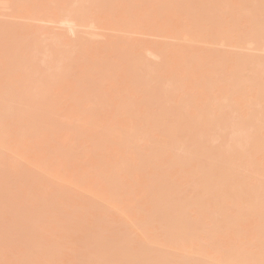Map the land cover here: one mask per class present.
Returning a JSON list of instances; mask_svg holds the SVG:
<instances>
[{
	"label": "bare ground",
	"instance_id": "1",
	"mask_svg": "<svg viewBox=\"0 0 264 264\" xmlns=\"http://www.w3.org/2000/svg\"><path fill=\"white\" fill-rule=\"evenodd\" d=\"M23 1L27 3L33 0ZM55 1L56 6H48L51 13L43 10L33 16L42 20L52 18L58 22L69 20L72 29L73 25H88L101 19L108 21L107 24L103 22V25L114 26L112 29L119 31L136 28L140 18L150 16L149 11H154L158 17L169 11L164 15L170 21L167 28L177 26L179 24L175 20L184 2L196 6L198 3L202 4L203 0H89L91 6H87L85 0ZM117 2L122 6L117 7ZM212 6L222 8V16L209 19L201 14L207 5H202L196 11L201 19V26H205V30L209 31L191 35L182 34L180 29H175L177 32L174 35L183 39V51L189 50L191 60L204 59L203 53L208 50L200 48L201 46L193 49L196 42L234 46L238 43H263L262 48L264 47V0H215ZM233 7L234 11H231ZM36 8L40 9L41 6L38 4ZM113 9L121 10L122 15L118 20L108 19L115 13ZM226 13L230 14L227 18ZM251 13L256 15L255 23L260 25L263 31L259 37L257 32L251 33L252 37L246 36L248 41L244 38L241 27H245L246 17ZM8 28L0 22V35L13 37V31ZM210 32L215 33L209 34ZM43 33L42 29L26 35L24 41L27 43L28 53L33 54L27 55V62L39 59L38 54L48 61H57L58 57H72L75 52H83L87 44L103 50L106 47L118 48L119 52L127 54L133 53L135 49L133 41L127 39V42H124L125 39L119 35L112 36L107 46L103 41L100 44L95 36L92 37L94 39H87L80 38V35L79 40L70 47L69 42L65 43V36L56 35L54 40L48 42L39 37ZM189 40H194L192 47L188 44ZM8 45L10 48L13 43ZM194 50L199 51L193 52ZM214 50L220 49H212L211 55ZM247 55L252 56L244 58L246 65L243 67L245 70L247 66L250 67L247 73H240L238 76L233 74L228 80L220 77L213 80L206 74L188 76L185 70H194L201 65L199 62L191 63L176 75L164 72L158 74L156 71L157 75L146 76L143 73L153 71V67L141 62V59H132L133 63L125 65L124 69H128L137 81H143L141 84L144 91L140 103L145 106L144 111L149 109L156 113L154 116L146 112L139 114V126H130L131 120H128L126 123L103 124L100 128V125H95L91 106H85L81 114L78 112L80 116H77L76 124H79L74 125V128L73 122H69V126L65 120L58 118L61 108L57 104L47 103L43 91L39 89L41 86H30L28 94L25 95L22 93L24 91L15 90L11 84L0 85V124L5 119L14 117L17 120L15 123L23 128L21 134H24L29 123H36L38 132L47 136L53 134L45 143L52 144L54 151H70L62 148L59 142L72 140L71 144H74L77 139L85 140L93 147L95 158L90 161L92 169L104 167L105 155H123L122 162H111L108 165L112 169L118 168L123 179L135 181V189L122 187L120 192L118 188L113 190L118 183L111 185L109 180V183L102 181L106 177L98 172L100 178H103L101 181L105 183H99L101 194L96 192L98 201L96 197L91 196L92 203H89L90 199H86L88 202L84 200L85 209L80 211L79 202L74 198L71 202H75H70L72 207L75 206L72 208V212H75L73 214L71 206L68 205L69 201H61V206L55 207L54 210V213L59 212L61 220L58 213H55L56 217L53 215L43 218V212L51 205V201L40 191H32L34 182L26 184L23 181L31 171H20L17 174L10 172L6 175V161L0 158L1 175L11 179L13 186L18 189L13 195L14 201L10 199L8 205L17 206V200L21 202V208L17 207L20 210L15 212V215L17 213L20 217L16 215L9 219V222H12L10 228H5L6 219L0 204V256L2 253L6 254L0 257L1 261L7 257L9 260L5 262L9 263L10 259H13L10 256L14 257L15 252L11 254L8 247L10 249L15 241L22 249L20 254L18 253V257L24 260H20L22 264H59L61 249L72 251L70 253H73L74 257L78 255L75 260L72 256V260L68 258L69 261L64 262L66 264H264V56L256 53ZM231 56L226 51H217L213 54L212 65L216 66V70L223 69L225 60ZM7 69L13 74L17 67L13 65ZM45 72L46 69H40V78ZM144 77L150 79L153 84ZM177 79L186 85L189 83L190 90L182 87L172 90L170 84ZM64 80L65 76L61 81L64 83ZM101 83L103 76L94 78L85 87L99 86ZM65 86L68 90L67 83ZM20 100L21 105L17 106L15 101ZM127 117L130 118V115L127 114ZM18 119L22 121L19 122ZM156 120L161 121V125L151 126ZM232 125L234 131L227 132ZM63 128L61 136L59 132ZM150 132L156 134L151 135ZM225 136L231 138L223 141ZM67 138L68 140H64ZM3 142L5 143V139L0 137V148L3 147ZM94 143L97 146H94ZM132 143L136 144L132 146ZM42 147L41 145L36 154L43 155L39 153V150L44 149H41ZM18 151L16 150V154ZM20 154H23L24 158ZM2 156L3 153L0 154V157ZM16 156L20 160L27 158L22 152ZM31 159L26 161L28 166L29 162L32 163L30 170H37V166H40L35 172H40L42 180L39 181L43 182L47 175L45 167L39 165L40 158ZM66 162L69 163L67 159ZM112 164L115 165L114 168ZM110 178L107 176V179ZM65 181V184H70L72 179ZM42 182H39V185L42 186ZM21 183L27 188H21ZM121 183L125 186L123 181ZM8 185L9 180L5 187ZM71 185L70 188L67 187L69 190L66 192L73 190L75 185ZM4 192L2 189L1 194ZM105 192H108V198L111 197L107 203H111V200L115 202L116 198H119V203H104L107 199ZM61 194L62 197L68 193L64 194L63 191ZM102 195L106 198H102ZM100 199H103V202ZM24 206L31 211L25 210ZM64 207H68L70 211L66 208L65 212ZM214 210L216 213H212ZM26 213L29 216L35 215L33 218L36 219L31 216V222ZM212 214H215V219L203 221V217ZM33 220H36L35 224ZM69 221L72 223L69 224ZM54 224L63 231L62 237L71 246L75 244V247L64 248L62 238L59 241V237H54L55 241L52 239L59 230ZM230 234L235 237L229 238ZM44 235H47L46 238ZM26 236L30 240L28 243L24 239ZM203 243V247L214 248L223 252L222 255L210 257L204 252L206 250L200 247ZM8 253L11 255H7Z\"/></svg>",
	"mask_w": 264,
	"mask_h": 264
},
{
	"label": "rangeland",
	"instance_id": "2",
	"mask_svg": "<svg viewBox=\"0 0 264 264\" xmlns=\"http://www.w3.org/2000/svg\"><path fill=\"white\" fill-rule=\"evenodd\" d=\"M85 1L87 6H91V2L89 0H85ZM213 1L215 0H203L201 1L202 4L198 3L196 6H191L188 5V3L184 2V5L179 10L177 14V18L175 20V22L179 25L170 26L171 28H167L170 21L164 17V15H167L169 11H165L162 17H158L154 11H149L150 16L146 18L144 17L140 18L136 28H133L132 30L123 29V30L115 31L116 29L115 30L112 29L114 26L103 25V22L107 24L108 21H104L101 19L89 23L88 25L76 24V27L75 25H73V29H72L71 25L68 22L69 20H66L64 22L63 21L58 22L57 20H54L52 18L50 19L45 18L42 20V19H37V17L33 16L38 11H43V10L49 11L51 13V8L48 9V6L51 7L56 6L57 3L55 0H33V1H28L27 3L26 1L23 0H0V22L6 24L9 27L8 29L12 30L14 33L13 37L0 35V85L7 86L11 84L15 90L24 91L21 92L24 93L25 95L28 94L30 90V86L32 85L41 86L39 87V89L43 91L44 99L47 101V103H50L52 105L57 104L61 108V110L58 111V118L65 120L67 124L69 122L70 123L73 122L72 123L73 127L74 125L79 124V123L76 124V121L78 120L77 116L82 113L85 106H91L90 111L94 116L93 118L95 119V125L96 126L100 125V128L102 127L103 124H108V123L116 124L115 122L126 123L128 120H131L130 126H139V120L137 118L139 114L146 112L154 116L156 115V113L149 109L147 111H144L145 106L140 103V99L143 96V91H144L143 85L141 84V82L143 81H137L134 75L131 72H129L128 69H124L125 65L133 63L132 59L134 58L141 59V62H144L145 64L147 63L153 67V71L148 73H143L146 76L148 75L155 76L157 75L156 71L158 74L164 72L169 75H176L182 70L184 71L191 63L199 62L201 65L196 67L194 70L192 71L185 70L188 76H190L191 74L195 76L206 74L208 77L212 78L213 80L216 77H220L228 80L232 78L233 74H237L238 76L247 73L250 67L249 66L246 67L248 70L247 69L245 70V67H243L244 65H246L244 64L245 62L244 58L252 57L247 54L256 53L258 55L260 54L264 56V47L262 48L263 43L259 45H256V43L253 44L238 43L237 45L234 46L223 43H209V42L199 43L195 41L196 44L194 43L195 45H193L192 41L194 40L191 41L189 40L188 44H190V46L193 45V49L196 48L197 46L198 48L199 46H201L200 48L203 47V49L204 48L208 49L206 52L203 53L205 57L204 59L191 60L189 58L190 52L189 50L183 51L184 48L183 39H180L174 35V33L177 32L175 29H180V32L182 34L188 33L191 35L199 34V32L204 33L205 31H209V30H205L206 29L205 26H201V19L198 16V14H196V11L202 5H207V7L203 8L204 11L201 12V14L208 16L209 19L216 18L217 16H222L223 14L222 8H219V6H212ZM38 4L41 6L40 9L36 8ZM119 5L122 6L121 3L117 2V7H119ZM67 8L69 7L67 6ZM112 11H115V13L111 15L108 19L118 20L119 16L122 15L120 13L121 10L113 9ZM231 11H234V7L233 9L231 8ZM90 12H94V10H90ZM84 13L86 14V12ZM229 15H230L229 13H226L225 18L229 17ZM255 22H256L255 14L251 13L248 15V17H246L245 27L244 28L241 27V31L243 32V36L246 40H248L247 37H252L251 33L253 32H257L258 37L262 33L263 28L260 25L256 24ZM162 27L165 28L161 29ZM42 29L44 33L39 35V37H41L42 39H45L46 41L49 42L51 40H54L56 35H63L65 36V43L69 42L70 47H73L74 43L79 40L78 38L80 37V35L82 36L80 38H86V37L87 39L96 38L98 39L100 44H102L101 42L103 41L104 45L106 46L108 45V41L109 40L111 41L112 36L115 37L116 35H119L125 39L124 42H127V39H129L130 42L133 41L134 43L133 48L135 47V49L133 53L127 54L126 52H119L118 48L112 49L110 47H106L103 50V49H98L95 45L87 44V46L84 47L83 52H75L73 53L74 55L72 57H65L61 59L60 57H58L57 61L56 60L48 61V59L44 58L43 55L38 54L39 59H35L32 62H27L26 61L27 55H33V54L28 53L29 49L26 47L27 43L24 41V39H26L25 37L29 32L35 30H42ZM213 33L215 32H210L209 34H213ZM93 36L95 37L92 38ZM11 42L13 43V45L12 47L9 48L8 44ZM122 46L124 47L125 44H122ZM215 48H218L220 50H214L213 54L216 53L217 51H226L230 55H232L229 59L225 60L223 69L216 70V66L212 65L213 54L211 55V51L212 49ZM198 51L199 50H194L193 52H198ZM13 65L17 67V70H15L13 74H10L7 68L12 67ZM5 69L7 70L5 71ZM40 69H46V72L43 75H41L42 78H40ZM64 76L66 77V80H64L63 83L61 79ZM99 76H103V83H101V85L85 87L86 84H90L94 78H98ZM74 77H76V79H74ZM144 79L153 84V82L147 77H144ZM188 80H190L189 77ZM66 83L68 85L67 86L68 90L65 88ZM178 87L187 88L188 90H190L189 83L186 85L183 81H179L178 79L170 84V88L172 90H175ZM15 102L17 106L21 105L20 104L21 100ZM125 104H127L129 108ZM0 107H1L0 110H2L1 104ZM127 114L130 115V118L127 117ZM16 121L17 120L14 117H10L8 119H5L4 122L0 124V137H3L5 139V143L3 142V147L0 148V154L2 155L3 153V156L0 158L1 160L4 159V161H6L7 164L6 175H8L10 172L17 174L20 171H23L22 173L31 171V174H29L27 178H23V181L26 184H29L30 181L32 183L34 182L35 185L32 187V191L34 192L40 191V193H43L45 197L51 201V205L48 207V209L45 212H43L44 213V215H42L43 218H47V217L49 218L50 216L53 215L54 217H56L55 213H58L57 215H59L60 217L59 212L54 213V210L55 207L59 208L58 206H61V201H69L68 205L69 207L71 206L70 209H72L75 206L72 207V204L70 205V202L75 198V200L79 202L77 203L79 204L80 208L78 209H80V211L85 209L84 205L86 204L83 203L84 200L86 199L91 200L92 197H96L98 201L97 193L100 192L99 191L100 184L104 180L106 181L109 180L111 185L114 183L119 184L116 187H114L113 190L118 188L119 191L121 192L122 187L123 188L126 187V189L127 188L135 189L134 180L123 179L122 173L118 171V168H114L115 165L114 166L113 164L111 165L113 166L114 169H112L108 165V163L111 164V162L114 164L119 161L122 162L123 155L120 156L117 154L105 155L106 160L103 159L104 167L102 168L95 167V169H92V165L90 164V161H94L95 158L92 153L93 147L85 140L80 141L77 139L76 143L74 144H71L73 142L72 140H70L69 142H59V145L62 148L70 149V151L65 152L64 149H62L61 152L54 151L52 148V144L45 143L46 139L53 134L47 136L45 134L38 132L36 130L37 127L36 123H29L24 130L25 131L24 134H21L23 128L21 129L20 126L17 123H15ZM18 121L21 122L22 119H18ZM160 125H161V121H157V120L153 121L151 124V126H155V127ZM70 128L67 127V129ZM63 130L64 128L60 130L59 135L61 136L63 135L62 134L64 132ZM70 130L69 132H71ZM232 131H234L233 125L232 127H229L227 129V132L229 133H231ZM67 132L68 131H66V133ZM150 134L155 135L156 133L150 132ZM71 135L73 136L74 134L71 133ZM230 138L231 137L227 138L225 136L222 140L225 141ZM64 140H68V138ZM140 141L141 140H139L138 142ZM140 143L142 144V141ZM140 143L138 144L141 145ZM135 144L136 143H132L131 145L134 146ZM41 145L44 147V149L43 147L41 148L44 151L39 150L40 151L39 153H43V155L40 154L41 155L40 156L38 155V153L36 154V151L41 147ZM94 146L97 145H95L94 143ZM16 150H19L18 151L19 153L21 152L24 153V155H26L27 157L26 160L24 159L20 160L16 156L17 154H19V153L16 154ZM20 155L23 156V154ZM29 157L36 159L40 158L38 159V161L40 162L39 165H41L43 168L45 167V170L47 171L46 173L47 175H45L43 182L39 181L42 180V178H40L41 177L40 172H35L36 168L35 170L34 169L30 170L29 166L32 163L30 164L29 162V166H28L26 162L27 160L31 159ZM66 159L69 161V163L66 162ZM32 160L33 159H31V162ZM34 162L38 164V162L36 161ZM39 167L37 166V170ZM98 172L103 174L104 178L105 177L106 178L105 179L100 178ZM107 176L111 178L107 179ZM101 177L103 176L101 175ZM66 179H72L71 183L65 184ZM7 180L10 181V185L5 187V183L7 182ZM80 181L82 183H80ZM122 181L125 183V186H123L124 184L121 183ZM39 182L43 183L42 186L39 185ZM71 184H74L75 186L73 185L74 187H72L73 190L70 191L72 192L70 194V192H66V190H69L68 188L72 186ZM19 186L21 188H27V186H25L23 183H21V185ZM109 186L110 185H108V187ZM105 187L108 188L107 186ZM106 188L105 191L107 190ZM2 189H4L5 192L1 194ZM17 190H18L17 187L13 186L12 180L6 176H2L0 173V204L2 205L4 210L3 217L6 219L5 228L6 227L10 228L12 222H9V219L17 215V213L15 215V212L20 210L17 209V207L21 208L20 207L21 202L19 203L18 200H17L18 202L17 206L14 205L9 207L8 205V201L10 199L11 200L14 199L13 195L16 194L15 192ZM108 190H110V188ZM63 191L64 194L68 193L67 196L63 195L61 197V195L63 194V193L61 194V192ZM107 193L105 194L106 196ZM102 198H106V197L102 195ZM109 198L107 196L106 201L104 200V203L106 202L107 205L114 202L113 200H111L112 201L111 203L109 202L107 203V200ZM116 199L117 200L114 202V204L115 203L118 204L120 201L119 198ZM87 200L84 202H88ZM13 201H11V203ZM100 201L103 202V199H100ZM89 203H92V200L91 202L89 201ZM65 204L67 205V202ZM24 208L27 211L29 210L28 212L31 211L30 209H26L25 206ZM66 208L67 210H69L68 207ZM66 208L64 209L65 212H67ZM69 211L68 213L71 215V212L74 210L72 209L71 212ZM73 213L75 212H72V214ZM212 213H216V210H214ZM27 216L29 215H27L26 213V217ZM31 216H29L28 217L29 219L28 218L27 219L30 220ZM63 216H67V215L63 214ZM33 217L36 216L34 215L32 216V218ZM203 218H204L203 221H210L212 219H215L216 217L215 214H212L205 216ZM67 219L68 218H66V221H68ZM59 220H61V217L59 218ZM30 221L32 222V220ZM30 221H28L29 224ZM34 221L36 222V220H33V222ZM64 221L65 220H63V222ZM67 223L68 222H66V224ZM70 223L72 222L69 221V224ZM26 224L28 225V223ZM55 225L56 224H54V226ZM51 227H53V225ZM56 228H58L57 225ZM58 229L60 230V228ZM59 230L57 233L55 234L53 233L54 235L50 233L51 235H53L52 239L54 237H59L58 238L59 241L62 238L63 240H61L62 242L61 241L60 242L63 243L62 245H64L63 246L64 248L71 246L70 243L67 242V240L62 237L63 231L60 230L59 232ZM41 233L44 234V231L41 230ZM50 234H48V237ZM46 236L47 235H44L45 238ZM10 237L11 236H9V239ZM234 237H235L234 234L229 235V238H234ZM24 239L27 241V243L30 242L28 236H26ZM47 240L45 239V241ZM197 243H199V241H197ZM203 245L204 243L201 244L200 247L201 246L203 247ZM203 248L204 250H206L204 252H206L210 257H219L223 253L217 251L214 248H209V247H203ZM8 250L10 251V253L15 252L13 253L15 255L14 257L13 255H11L12 253L10 254L11 256L9 255V253L7 254L10 256V258H13L10 259L11 260L9 262L10 264H20L19 263L20 260L24 261L21 256H20L21 258L18 257L20 254L19 252H21L22 249L19 247V244H17V242L15 243V241H13L11 248L9 249L8 247ZM8 250L7 252H9ZM63 250L64 249H61L59 251L60 253L59 256L60 263L58 262L59 264H66L64 262H66L68 258H71L72 260L73 257V259L75 260V257L76 258L78 257V255L76 254H74L76 255L74 257L73 253H70L72 251L69 252L67 250L64 251ZM7 252L5 251V253ZM74 253L76 252L74 251ZM2 254L0 257L6 256V254L5 255ZM195 255L198 256L199 254H195ZM5 260H9V259L6 257ZM5 260L1 261L0 258V264H9L7 263L8 261L5 262Z\"/></svg>",
	"mask_w": 264,
	"mask_h": 264
}]
</instances>
